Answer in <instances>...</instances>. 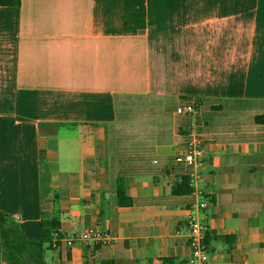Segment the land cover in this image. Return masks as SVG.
Listing matches in <instances>:
<instances>
[{
	"label": "crops",
	"instance_id": "0c3cea01",
	"mask_svg": "<svg viewBox=\"0 0 264 264\" xmlns=\"http://www.w3.org/2000/svg\"><path fill=\"white\" fill-rule=\"evenodd\" d=\"M188 103L193 113L176 112ZM256 116L264 0L0 5V210L29 239L42 216L59 232L99 225L112 237L46 244L45 264H188L193 198L175 189L190 167L176 156L194 133L204 149L208 264H264Z\"/></svg>",
	"mask_w": 264,
	"mask_h": 264
},
{
	"label": "built area",
	"instance_id": "2783aa9c",
	"mask_svg": "<svg viewBox=\"0 0 264 264\" xmlns=\"http://www.w3.org/2000/svg\"><path fill=\"white\" fill-rule=\"evenodd\" d=\"M195 110L194 103H188L176 108L177 113L191 114ZM204 156L203 143L195 133L187 141L185 151L176 156V160L190 167L187 174V185L193 200L185 208L186 230L184 233L189 248L188 264H208L209 256L205 242L208 199L202 188L201 165ZM112 237L99 225L86 226L80 231L58 230L52 233L51 246L55 247L60 241L71 246L76 242H108Z\"/></svg>",
	"mask_w": 264,
	"mask_h": 264
},
{
	"label": "trees",
	"instance_id": "16d2710c",
	"mask_svg": "<svg viewBox=\"0 0 264 264\" xmlns=\"http://www.w3.org/2000/svg\"><path fill=\"white\" fill-rule=\"evenodd\" d=\"M20 0H0L1 6H17ZM256 121H264V116H256ZM184 188H183V187ZM177 192L189 191L185 178ZM117 201L120 205H127L130 199L125 195L121 181L118 180ZM57 221L50 217L42 216L39 222V236L36 240L25 236L17 222L7 213L0 210V259L7 264H45L44 252L46 244L51 245L52 233L56 231ZM102 264H113L111 260H105Z\"/></svg>",
	"mask_w": 264,
	"mask_h": 264
},
{
	"label": "rangeland",
	"instance_id": "374dc122",
	"mask_svg": "<svg viewBox=\"0 0 264 264\" xmlns=\"http://www.w3.org/2000/svg\"><path fill=\"white\" fill-rule=\"evenodd\" d=\"M44 167V166H43Z\"/></svg>",
	"mask_w": 264,
	"mask_h": 264
}]
</instances>
